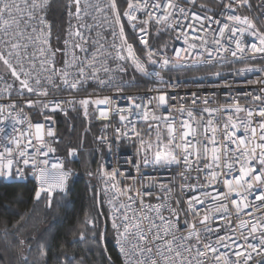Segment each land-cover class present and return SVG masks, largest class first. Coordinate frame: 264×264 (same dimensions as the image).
Masks as SVG:
<instances>
[{
	"label": "snow or ice",
	"instance_id": "snow-or-ice-1",
	"mask_svg": "<svg viewBox=\"0 0 264 264\" xmlns=\"http://www.w3.org/2000/svg\"><path fill=\"white\" fill-rule=\"evenodd\" d=\"M123 3L122 9L117 0H0V179L33 180V199L43 200L49 212L70 204V183L77 174L55 155L59 138L54 115L67 117L79 106L88 117L92 105L99 118L108 120L110 113L119 117L121 127L113 129L111 141L98 137L109 152H119L121 140L138 143L136 158L125 163L141 177L140 188L135 179L133 186L117 187V176L124 173L116 166L109 171L102 163L98 170L103 191L111 189L128 201L118 207L107 201L125 264H264V67L246 63H264V0H217L222 5L219 18L194 11H214L197 0ZM240 9L252 15H242ZM57 14L66 17L62 40L60 34L53 36ZM126 23L143 58L129 42ZM153 25L157 36L162 30L176 32L175 39H182L185 47L173 48L169 56L167 44L151 46L147 37ZM246 36L252 38L247 43ZM231 63L245 64L232 68L235 76L259 74L246 81L258 86L256 94L242 93L246 104L240 96H229L232 102L221 105L215 96L196 92L181 97L179 107L170 103L175 98L167 90L179 84L166 79L165 70ZM126 65L159 85L150 89L158 95L145 99L125 93L135 83L134 78L124 79ZM207 76L223 78V73L214 70ZM90 86L112 90L127 103L121 106L111 95L89 93ZM223 86L234 84L225 81ZM81 93L85 95L79 98ZM25 108L42 120L34 123ZM137 124L147 125L155 138L141 136ZM68 155L79 158L76 148ZM142 168L182 171L176 173V182L172 177H145ZM153 188L164 195L154 205L144 203ZM22 227L19 221L13 225L11 244L19 264H40L47 256L43 234L23 238ZM32 240L36 247L30 259L25 252H33ZM84 240L80 231L73 243ZM61 264H82V258L65 253Z\"/></svg>",
	"mask_w": 264,
	"mask_h": 264
},
{
	"label": "trees",
	"instance_id": "trees-1",
	"mask_svg": "<svg viewBox=\"0 0 264 264\" xmlns=\"http://www.w3.org/2000/svg\"><path fill=\"white\" fill-rule=\"evenodd\" d=\"M122 9L126 4L117 0ZM209 7L215 12L217 6L210 2ZM65 17L57 14L53 20L54 34L63 36ZM56 44V41H55ZM160 46L159 44H155ZM57 46V45H56ZM62 47V44L60 45ZM193 70H171L167 72L170 78L188 76ZM148 84L140 82L135 87H147ZM59 143L57 151L66 156L68 164L73 168L75 175L70 183L67 206L61 207L58 213L45 209L43 200L35 202L34 183H5L0 181V254L5 260L0 264H19L18 257L11 244L15 242V225L18 221L23 225L20 235L39 237L43 234L44 246L47 256L40 264H61L65 253L75 254L77 259L82 258V264H120L119 257L113 244V231L107 213L99 200V186L97 181V167L103 155V150L97 145V124L87 120L79 108L71 111L67 117L58 115ZM76 148L79 158H71L68 153ZM93 173L89 176L88 173ZM23 217V220L21 219ZM90 220L93 223H85ZM94 225V226H93ZM7 229V234H5ZM80 231L84 232L85 240L75 242ZM103 234V242L100 236ZM95 236V239H93ZM33 252L26 255L30 259L35 255V240ZM106 246V247H105Z\"/></svg>",
	"mask_w": 264,
	"mask_h": 264
},
{
	"label": "built area",
	"instance_id": "built-area-1",
	"mask_svg": "<svg viewBox=\"0 0 264 264\" xmlns=\"http://www.w3.org/2000/svg\"><path fill=\"white\" fill-rule=\"evenodd\" d=\"M181 3H184V0H180ZM210 2L215 3L216 5H218L217 10L215 12H207L206 10L199 8V7H195L194 11H196L198 14L201 15H212L215 16L217 18L218 17V13L221 11L222 9V5L217 3V0H197L198 4H209ZM189 7H192L189 5ZM126 8V6H125ZM240 12V14H247V15H252V13H249L246 9H240L238 10ZM141 18H143L141 16ZM123 19V18H122ZM66 20V17H65ZM88 23H91V20L87 21ZM67 27V24L64 23V27L63 29H65ZM217 26L215 24L212 25V28L215 29ZM125 32L128 35L129 38V42L133 43L137 54L141 56V58H143V49L141 48V46L139 45L138 40L136 39L135 35L133 34L132 29L127 25V23L125 24ZM150 35L147 37V39L149 40V44L155 48H159L161 47V45L167 44L168 46V55L171 56L172 53V49L173 48H181V47H185L183 40H176L175 37L177 35L176 32L173 31H166V30H162L160 32V34L157 36L156 35V26L153 25L150 28ZM105 36H108L107 32L103 33ZM201 35H203V33H200ZM94 35V33H93ZM211 35V33H209V36ZM53 36L55 37L54 34V27H53ZM64 37V32H63V36L62 39ZM207 38V37H206ZM110 39V37H109ZM252 38L251 37H245L244 40L247 43L248 41H250ZM159 44L160 46H157L155 44ZM53 46L56 47L55 44V40H53ZM58 59H61V57L58 56ZM111 63V62H110ZM246 63L248 64H253L256 66H260V67H264V63H262L259 59L255 60V61H246ZM245 64L244 63H231V64H225L222 67L217 65L215 68L210 67V66H196V67H175L172 70L175 71H179V70H187V69H191L194 71V73H192L191 75L188 76H183V77H177V78H170L167 76V70H165V72H163L162 74L165 76L166 79H171L174 80L176 82H178L179 86L176 88H168V95L170 97H174L175 100L174 101H170V103L174 104L176 107H179V103L178 102H183L180 101L181 97H189L191 96L192 92H196L197 96H215L216 98V102L218 104L221 105H225V104H229L232 101L228 99L229 96H240V103L242 105L246 104L247 101L243 98L242 93L244 92H249V93H253L256 94L257 90H258V86L256 85H252V86H247L246 85V81L247 80H254L257 78V76L259 75L258 73H248L245 74L243 76H235V74L232 72V68H240V67H244ZM128 72L127 75L124 77L125 80H131V79H135V83H133V85L131 87H127L124 89L125 93L129 94V95H133L134 97H143L145 99H147L150 96H155L158 95V93L156 92H152L150 91V89L154 88V87H159V85L155 84L153 82V80L151 78H147V77H142L139 73H137L136 71H134V69L129 66L126 65ZM150 70H151V66H150ZM214 70H219L223 73V78H215V77H210L207 76L208 72L214 71ZM199 77H205L204 79H199ZM227 81L230 84H234V86L232 88H226L224 87V82ZM140 82H144L147 83L148 86L145 88H141V87H135V85H139ZM217 85H219V87H217ZM89 93H97L99 94L101 97L104 95H111L112 99L117 103L120 104L121 106H124L127 101L121 97L118 96L114 93V91L112 90H107V89H99V88H95L94 86H90L88 89ZM57 95H61L60 93H58ZM63 95H67L66 93H64ZM85 95V93H81L79 98H82ZM95 98V97H94ZM3 102V101H0ZM139 102V101H138ZM215 106V105H212ZM101 108H103L104 106H100ZM76 108H79L83 114V110L77 106ZM25 112H27L31 117L33 122H37L42 120V117H40L37 113H35L34 111L25 108L24 109ZM161 111H164L163 109H161ZM71 112V110L68 112V114ZM89 115L88 117H85L87 120L92 119L96 124H97V131H96V142L97 145L102 148L103 150V155L100 159V162L98 164L97 167V181H98V186H99V200L101 201V204L103 205L106 213H107V217L108 220L111 224V208L110 205L108 204V200H112L113 204H115L117 207L119 206L120 203H125L127 204L128 201L126 199V197L124 196H115L113 191L111 189L108 190L107 193H105L103 191L104 188V179L99 175L98 170L101 168V164L103 163L104 167L108 168V170H111L112 166H116L120 169L121 172L124 173V176H117V187L120 188H125V187H129V186H133V181L134 179L136 180V184L135 187L140 188L141 187V177L137 175V173L135 172V170L132 168V166L130 164H126L125 160L128 157H132L133 159L136 158V147H138V143H132L126 140H121L120 141V150L117 153H112L109 152L107 147L105 146V144H103L98 137L101 136H107L109 141L112 140L114 132L113 129L116 127H121L120 123H119V117L117 114L115 113H110L109 119L108 120H104L102 118H99V113L98 111H95L93 106L90 105L89 109H88ZM159 114V113H158ZM58 115H63L62 113L57 112L54 115V120H55V128H56V132H57V136L59 138V134H58ZM47 127V125H46ZM137 127L139 129H141V136H143L145 139L149 138V135L151 136V138H155L156 133L153 131L152 133H148L147 132V125L144 124H137ZM162 134L166 135L165 133H163V129H161ZM57 144V143H56ZM56 144H54L53 146L56 148ZM57 157H60L64 160L65 163V167L66 168H70L73 170V168L68 164L67 158L64 154L59 153L58 151H56L55 154ZM142 173L144 174L145 177H158L161 178L165 181H167V179L169 177H172L176 180V182H179V177L176 175V173L178 171H182V169H171V170H159V171H154L152 168H147L141 169ZM0 181L5 182V183H9L7 181H4L3 179H0ZM32 181L34 183L33 180L29 179L27 182ZM35 185V183H34ZM152 196L151 197H144V203L146 204H156L159 201H157L156 197L157 196H163L164 194L157 188H153L152 189ZM129 195H131V193H129ZM136 207H139V205L137 204ZM113 231V229H112ZM113 244H114V248L117 252V255L119 257L120 260V264H125V258L124 256L121 254L120 250H119V246L116 243V234L113 231Z\"/></svg>",
	"mask_w": 264,
	"mask_h": 264
}]
</instances>
